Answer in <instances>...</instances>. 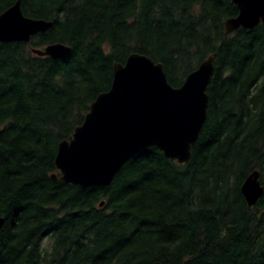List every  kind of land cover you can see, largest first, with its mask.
Here are the masks:
<instances>
[{
	"label": "trees",
	"instance_id": "trees-1",
	"mask_svg": "<svg viewBox=\"0 0 264 264\" xmlns=\"http://www.w3.org/2000/svg\"><path fill=\"white\" fill-rule=\"evenodd\" d=\"M18 1L52 24L0 43V264H264V25L225 35L230 0ZM53 43L70 52L30 51ZM131 53L160 63L172 87L214 56L188 162L147 147L106 188L52 183L57 144ZM253 171L263 194L247 207Z\"/></svg>",
	"mask_w": 264,
	"mask_h": 264
},
{
	"label": "water",
	"instance_id": "water-1",
	"mask_svg": "<svg viewBox=\"0 0 264 264\" xmlns=\"http://www.w3.org/2000/svg\"><path fill=\"white\" fill-rule=\"evenodd\" d=\"M230 2L237 14L224 21L225 35L264 25V0ZM51 24L24 17L16 0L0 13V43H27ZM30 51L37 57L63 59L70 48L53 43ZM212 73L210 56L188 73L179 87L173 88L161 65L143 55L131 53L123 64H112L108 90L89 104L68 140L57 144L53 158L56 173L49 175L50 181L79 190L106 188L119 169L147 147H155L163 157L185 165L205 121V90ZM240 194L247 207L254 206L262 197L256 171L244 179ZM3 224L0 217V230Z\"/></svg>",
	"mask_w": 264,
	"mask_h": 264
},
{
	"label": "bare ground",
	"instance_id": "bare-ground-1",
	"mask_svg": "<svg viewBox=\"0 0 264 264\" xmlns=\"http://www.w3.org/2000/svg\"><path fill=\"white\" fill-rule=\"evenodd\" d=\"M38 20H41V19H38ZM44 21H45V20H44ZM50 22H51V21H50ZM213 58H214V56H212V61H213ZM159 64H160V63H159ZM160 65H161V64H160ZM212 65H213V62H212ZM161 68H162V67H161ZM171 87H172V86H171ZM173 88H177V87H173ZM257 202H258V201H257ZM257 202H256V204H257ZM256 204H255V205H256ZM255 205H254V206H255ZM251 207H253V206H251Z\"/></svg>",
	"mask_w": 264,
	"mask_h": 264
},
{
	"label": "rangeland",
	"instance_id": "rangeland-1",
	"mask_svg": "<svg viewBox=\"0 0 264 264\" xmlns=\"http://www.w3.org/2000/svg\"><path fill=\"white\" fill-rule=\"evenodd\" d=\"M45 247V246H44ZM43 249H45V248H43Z\"/></svg>",
	"mask_w": 264,
	"mask_h": 264
}]
</instances>
